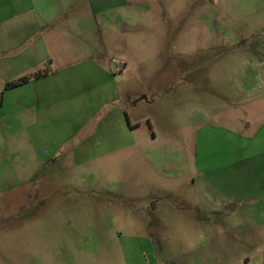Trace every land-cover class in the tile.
<instances>
[{"label": "rangeland", "instance_id": "374dc122", "mask_svg": "<svg viewBox=\"0 0 264 264\" xmlns=\"http://www.w3.org/2000/svg\"><path fill=\"white\" fill-rule=\"evenodd\" d=\"M59 1L58 109L0 74V264H264V0Z\"/></svg>", "mask_w": 264, "mask_h": 264}, {"label": "crops", "instance_id": "0c3cea01", "mask_svg": "<svg viewBox=\"0 0 264 264\" xmlns=\"http://www.w3.org/2000/svg\"><path fill=\"white\" fill-rule=\"evenodd\" d=\"M47 1L10 0L7 5H2L4 10H0V14H3L0 16V32H5L8 37L3 43H0L1 76L13 81L23 76L48 71L47 74L33 78L22 86L5 91V93L15 91L19 93V91L27 89L22 99L25 111H29V109L39 110L41 113L56 111L58 109L57 96L65 95V88H67L66 92H71L70 88L74 85L71 72H66L70 68L62 67L61 70H65V72L60 73L61 70L54 72L53 69L46 67V64H55L56 54L58 62L63 61L62 57H64L58 51V35L52 34L49 37L42 35V32L46 30H41L43 16L46 17L51 12L62 11L60 10L62 2L49 0L51 6L48 8ZM54 43L56 44L54 45ZM52 45L58 47L57 53L52 49ZM59 79H61L60 82ZM59 85H62L63 89ZM107 89L109 90V88ZM102 95H108L110 98L109 91L103 92ZM111 101L110 98L103 103L110 104ZM119 111H125V109ZM230 209L234 211L236 206H230Z\"/></svg>", "mask_w": 264, "mask_h": 264}, {"label": "trees", "instance_id": "16d2710c", "mask_svg": "<svg viewBox=\"0 0 264 264\" xmlns=\"http://www.w3.org/2000/svg\"><path fill=\"white\" fill-rule=\"evenodd\" d=\"M47 73H48V71L45 70L43 72H38V73L33 74V75L23 76V77L18 78L16 80L10 81V82L7 83L5 90L22 86V85L28 83L29 81H31L33 78L41 77V76H43V75H45ZM3 95H4V93L1 94V96H3Z\"/></svg>", "mask_w": 264, "mask_h": 264}]
</instances>
